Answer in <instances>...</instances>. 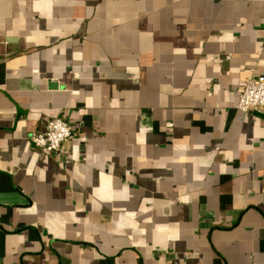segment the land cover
Masks as SVG:
<instances>
[{"label":"crops","instance_id":"crops-1","mask_svg":"<svg viewBox=\"0 0 264 264\" xmlns=\"http://www.w3.org/2000/svg\"><path fill=\"white\" fill-rule=\"evenodd\" d=\"M251 73L264 0H0V263L264 264Z\"/></svg>","mask_w":264,"mask_h":264},{"label":"built area","instance_id":"built-area-1","mask_svg":"<svg viewBox=\"0 0 264 264\" xmlns=\"http://www.w3.org/2000/svg\"><path fill=\"white\" fill-rule=\"evenodd\" d=\"M237 109L250 116L253 112L264 115V76L251 73L240 94ZM73 127L63 117L49 120L42 131L31 137V143L45 154L60 155L63 145L74 138ZM3 264V263H0Z\"/></svg>","mask_w":264,"mask_h":264}]
</instances>
